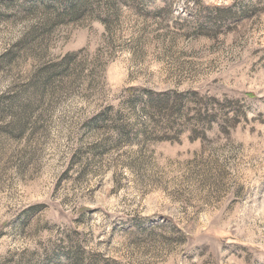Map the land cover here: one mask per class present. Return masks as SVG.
<instances>
[{
  "label": "rangeland",
  "instance_id": "obj_1",
  "mask_svg": "<svg viewBox=\"0 0 264 264\" xmlns=\"http://www.w3.org/2000/svg\"><path fill=\"white\" fill-rule=\"evenodd\" d=\"M0 264H264V0H0Z\"/></svg>",
  "mask_w": 264,
  "mask_h": 264
},
{
  "label": "trees",
  "instance_id": "obj_2",
  "mask_svg": "<svg viewBox=\"0 0 264 264\" xmlns=\"http://www.w3.org/2000/svg\"><path fill=\"white\" fill-rule=\"evenodd\" d=\"M225 13L232 14L233 12L229 9H223ZM71 14L75 16L76 10L72 9ZM35 33H32L31 41L30 43H27L22 49H18V51L10 50L5 56L4 60L7 62V64H10L12 61L14 55L25 53V54H33L38 55V45L40 43H37L39 40V37H36L34 35ZM38 73H35L34 80L40 83V88L44 85L46 86V80L50 74H52L54 71L50 68H47L45 70L38 69ZM127 102L124 103L131 112H135L137 106L139 105V111L142 115H144V121L141 123L134 122L133 124L129 125L127 124V120L122 115H117L115 119H110L106 114L104 115V120L106 122H110L109 120H112V124L115 126V131L117 132L116 137L117 139L121 138H130V136L138 137V136H144V137H150L154 132H156L158 129H163L162 127H167V132L169 130L176 131L174 129L172 121L176 118H183L184 116H188L189 113L186 110L187 107V95L183 93H172V94H165V95H159L157 93H154L152 91H138V93H135V90H132V93L126 96ZM214 100V99H213ZM195 117L199 118L201 117L200 111L195 114ZM99 119H102V116H100ZM105 121H103L105 123ZM117 123H120L119 127H117ZM147 123H150L147 125ZM135 130V132H134ZM175 134V133H173ZM153 136V135H152ZM178 138V137H175ZM198 137L195 131H192L191 140H198ZM161 141H171L172 137L170 135H165L159 138ZM158 140V141H159ZM70 259L71 257L68 256Z\"/></svg>",
  "mask_w": 264,
  "mask_h": 264
}]
</instances>
